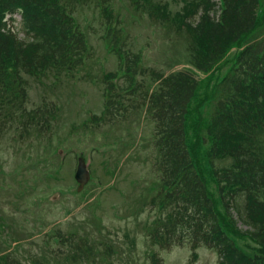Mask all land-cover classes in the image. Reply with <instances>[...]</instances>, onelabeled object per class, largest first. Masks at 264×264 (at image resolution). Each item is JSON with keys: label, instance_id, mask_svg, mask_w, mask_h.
<instances>
[{"label": "trees", "instance_id": "obj_1", "mask_svg": "<svg viewBox=\"0 0 264 264\" xmlns=\"http://www.w3.org/2000/svg\"><path fill=\"white\" fill-rule=\"evenodd\" d=\"M129 2L135 13L174 29L180 38L184 35L191 69L160 74L140 66L142 55L126 50L125 38L119 36L120 22L110 9L111 0H0V134L14 123L23 125L15 128L23 130L19 139L29 136L32 124L39 133L49 128L54 108L42 103L27 110L25 76L57 78L83 66L90 48L74 15L79 7L93 5L104 19V45L118 56L120 71L104 75V110L91 122L106 125L119 119L117 114L130 107L125 97L137 95L141 102L131 108L142 106L156 122L157 179L148 189L154 193L147 204L158 215L146 226L149 244L188 246V264L197 263L199 248L213 251L217 264H264L261 0H220L219 14L214 0H184L177 13L162 0ZM16 12L21 14L17 33L3 22L7 13ZM20 31L26 36L23 39L16 36ZM148 72L151 84H138L137 77ZM196 73L215 81L210 96L200 98L205 83L195 79ZM121 74L124 86L116 84ZM199 99L204 102L202 112L192 108ZM189 124L195 125L192 131ZM45 179L48 174L40 178ZM238 221L245 231L237 228ZM44 234L57 246L50 252L52 260L30 254L27 264H124L111 260L117 251L103 240L88 241L74 231ZM242 238L247 244H242ZM12 255L10 246L8 253L0 255V264H25ZM129 257L127 251V262L132 264Z\"/></svg>", "mask_w": 264, "mask_h": 264}, {"label": "rangeland", "instance_id": "obj_2", "mask_svg": "<svg viewBox=\"0 0 264 264\" xmlns=\"http://www.w3.org/2000/svg\"><path fill=\"white\" fill-rule=\"evenodd\" d=\"M162 1L177 13L184 0ZM94 9L93 5H86L75 14L90 46L82 68L71 76L57 78L51 74L40 80L25 76L27 110L42 103L54 108L49 128L39 133L32 124L26 134L29 136L19 139L23 130L15 128L23 125L14 123L0 134V255L8 253L12 246V257L25 264L30 254L51 261L50 252L57 251V246L55 241L46 239L44 232L61 230L74 231L77 237L88 241L111 244L117 251L111 257L113 262L129 264V251L132 264H188V246L161 249L151 246L146 238V226L158 215L146 203L154 193L148 191L150 183L157 179L153 165L157 156L153 143L156 122L142 106L131 108L141 102L140 97H125L130 107L117 114L119 119L106 125L91 122L90 117L100 116L104 108L102 76L118 68L117 58L101 40L105 34L104 19ZM110 9L120 22L117 29L119 36L125 38L126 47L142 55L140 66L160 74L190 68L184 35L180 38L174 29L151 21L141 12L135 13L129 0H111ZM258 13H264V0ZM14 18V28L19 29V15ZM261 35L264 29L259 32ZM23 36L18 33V38ZM228 64L229 61L221 71ZM149 72L143 78L137 77V82L147 81L150 85ZM206 77L195 74L198 82L205 83L200 98L210 96L215 85L213 79ZM194 107L202 112L204 102L194 101ZM83 124L87 127L83 128ZM189 125L192 131L195 125ZM83 156L87 158L90 180L80 188L73 176L77 161ZM47 174L48 179L41 181ZM46 183L49 187H45ZM35 185L43 188L35 191ZM236 226L247 229L240 221ZM242 240L243 245L247 244L246 239ZM239 245L242 246L241 241ZM121 252L125 255L119 256ZM152 254L157 261L153 262ZM198 254L195 264H217L213 251L199 248Z\"/></svg>", "mask_w": 264, "mask_h": 264}, {"label": "water", "instance_id": "obj_3", "mask_svg": "<svg viewBox=\"0 0 264 264\" xmlns=\"http://www.w3.org/2000/svg\"><path fill=\"white\" fill-rule=\"evenodd\" d=\"M87 179H88V175L85 172L83 162L80 160L79 166L75 173V180L79 183V187L81 188L85 184Z\"/></svg>", "mask_w": 264, "mask_h": 264}]
</instances>
